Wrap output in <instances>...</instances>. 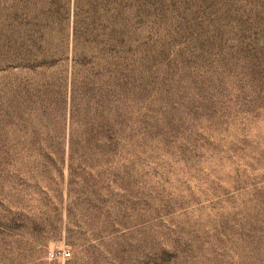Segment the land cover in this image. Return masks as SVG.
I'll use <instances>...</instances> for the list:
<instances>
[{
  "label": "rangeland",
  "instance_id": "1",
  "mask_svg": "<svg viewBox=\"0 0 264 264\" xmlns=\"http://www.w3.org/2000/svg\"><path fill=\"white\" fill-rule=\"evenodd\" d=\"M0 264H264V0H0Z\"/></svg>",
  "mask_w": 264,
  "mask_h": 264
},
{
  "label": "built area",
  "instance_id": "2",
  "mask_svg": "<svg viewBox=\"0 0 264 264\" xmlns=\"http://www.w3.org/2000/svg\"><path fill=\"white\" fill-rule=\"evenodd\" d=\"M48 258L50 261H68L71 259V253L66 250H55L49 253Z\"/></svg>",
  "mask_w": 264,
  "mask_h": 264
}]
</instances>
